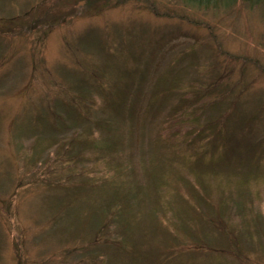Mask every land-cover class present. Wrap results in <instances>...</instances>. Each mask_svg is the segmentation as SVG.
Here are the masks:
<instances>
[{
  "label": "rangeland",
  "instance_id": "obj_1",
  "mask_svg": "<svg viewBox=\"0 0 264 264\" xmlns=\"http://www.w3.org/2000/svg\"><path fill=\"white\" fill-rule=\"evenodd\" d=\"M0 264H264V4L0 0Z\"/></svg>",
  "mask_w": 264,
  "mask_h": 264
},
{
  "label": "trees",
  "instance_id": "obj_2",
  "mask_svg": "<svg viewBox=\"0 0 264 264\" xmlns=\"http://www.w3.org/2000/svg\"><path fill=\"white\" fill-rule=\"evenodd\" d=\"M186 4H188V5H192V6H195V7H201V8H205V9H207V8H212V9H216V8H220V6L221 7H224V8H226V7H228V6H231V5H233V4H236V3H238V2H242V3H245V4H247V5H249V6H258L259 4H264V0H183ZM215 80H213L212 82H210V83H208L206 86H207V88L209 89V88H211V90L209 91L210 92V95L212 94H214V96H215V98H217L218 96H219V94H220V89H221V86H219L218 84H217V82L215 81ZM213 88V89H212ZM199 94H198V92H194V94L192 95V96H190L188 99H183L181 102H180V106L182 107V108H179L178 109V111H180V112H182V113H184V114H186V113H188L189 111H191V109H192V104H191V100H194V98L196 97V96H198ZM118 97L122 100V96H121V94H118ZM120 99H118L119 101H120ZM194 103H197V101H195ZM215 106V105H214ZM213 106V107H214ZM121 108H122V105H121V103H120V109H117V112H119L120 110H121ZM146 108H149V109H152V108H150V107H146ZM187 109L189 110L188 112H187ZM196 110V109H195ZM177 111L174 109V111H173V113L175 114L174 115V117H172V118H174V119H176L178 122L181 120V119H179L178 118V115H177V113H176ZM214 120H216V118L214 117ZM216 123V122H215ZM217 127V126H216ZM200 128H201V126H200ZM201 129H205L203 126H202V128ZM218 129H219V133L220 134H223L224 132H225V130H226V125H225V123H223V122H220V125H218ZM216 132V131H215ZM182 135L184 136V137H189V134H187V133H182ZM221 136H217L216 137V140L218 139V138H220ZM205 138V137H204ZM214 138V137H213ZM229 139V138H228ZM191 145H194L193 143H191Z\"/></svg>",
  "mask_w": 264,
  "mask_h": 264
}]
</instances>
